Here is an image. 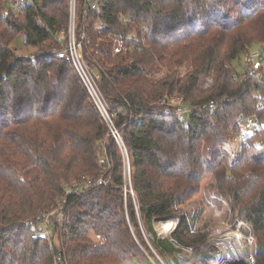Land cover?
I'll return each mask as SVG.
<instances>
[{"label": "trees", "instance_id": "16d2710c", "mask_svg": "<svg viewBox=\"0 0 264 264\" xmlns=\"http://www.w3.org/2000/svg\"><path fill=\"white\" fill-rule=\"evenodd\" d=\"M10 1L0 0V264H55L59 254L60 264H176L173 242L208 238L180 212L208 177L220 204L252 227L254 264H264V66L254 75L243 72L248 63L234 66L254 46L264 55V0H95L85 20L87 0H76V35H86L98 88L112 111L126 109L116 125L130 178L98 106L60 55L71 0L18 2L17 11ZM21 35L25 51L44 60L18 53ZM172 98L199 110L181 121L163 104ZM129 113L141 121L124 126ZM250 116L259 126L232 159L225 145ZM106 156L110 184L69 198L62 242L32 239L67 186L104 175ZM164 219H178L173 242L154 229Z\"/></svg>", "mask_w": 264, "mask_h": 264}, {"label": "built area", "instance_id": "2783aa9c", "mask_svg": "<svg viewBox=\"0 0 264 264\" xmlns=\"http://www.w3.org/2000/svg\"><path fill=\"white\" fill-rule=\"evenodd\" d=\"M18 2L29 4L31 0H11L9 2V9L13 11L18 10ZM96 10V1L87 0V7L83 15L84 20L87 18V14L90 11ZM86 39L85 33H83L80 38L76 35V0H71L70 5V25L68 30H63L61 34L57 35V41L62 45L61 56L75 68L76 72L80 76L81 80L87 87L90 95L95 101L102 118L109 129V137L112 138L120 146L123 152V157L125 159L124 172L130 178L131 168L129 165V156L126 147L123 143L122 136L119 128L117 127V119L126 111L125 107L118 108L112 111L101 94L97 79L98 75L92 72V69L85 58L83 43ZM45 55L42 53L31 54L28 59L31 63L36 64L40 60L45 59ZM264 66V55L261 52H251L249 56V62L246 69L243 72L249 74H256L259 68ZM261 77V75H260ZM163 104L171 105L175 107V115L181 121L186 118H191L198 108L193 106L185 105L178 98H172L167 101L164 100ZM262 102H260V105ZM169 113V110L167 111ZM141 116H135L129 113L128 121L124 124L127 126L130 123L140 122ZM259 126V119L256 116H250L247 118L240 117L237 123V132L234 134L233 142L237 146L238 151H243L248 147L249 141L248 136L252 135L254 130ZM259 143L264 145V131L262 132V138ZM108 156L102 158L100 163L106 165V173L100 178H83L82 183H72L67 186L66 193L63 201L53 208L50 212L39 216L36 223L33 225V233L31 235L34 240H44L49 242L51 245L55 244L56 239L62 242V232L57 230V227L63 228L64 224L68 220L69 212L65 209L70 197L86 195L92 190L107 187L110 184L112 178V164ZM108 175V176H106ZM62 202V203H61ZM175 220V224L172 226L171 230L167 232L163 228L164 236L162 238L170 239L171 233L174 231L178 221L177 219H164L155 220L158 224L163 225L166 221ZM228 229V228H227ZM58 232V233H57ZM239 235V239L233 244V251L238 249L241 253V260L244 262H233L230 258V251H226L223 247L224 241L228 239L236 238ZM152 239V237H149ZM174 246L181 251L174 254L176 259V264H254L256 252L254 250V238L246 237L240 232L239 229L230 228L224 233L211 235L203 244L194 247H182L177 243L173 242ZM233 254V253H230ZM62 261V256L59 254L55 258V264H60Z\"/></svg>", "mask_w": 264, "mask_h": 264}, {"label": "rangeland", "instance_id": "374dc122", "mask_svg": "<svg viewBox=\"0 0 264 264\" xmlns=\"http://www.w3.org/2000/svg\"><path fill=\"white\" fill-rule=\"evenodd\" d=\"M24 36L21 35L17 38L14 43V48L18 50L20 55H26L28 53L38 54L36 51L29 49L25 51L24 47ZM261 46H254L251 52H261ZM249 62V57L242 55L240 60L234 62V66L242 72L243 66ZM226 153L233 159L238 154L237 146L233 141H230L225 145ZM108 176V175H106ZM215 180L212 177H208L202 182L200 193L186 206L180 208V212L186 215L192 226V231L194 233H207L208 238L213 234L224 233L230 228L239 229L242 234L246 237L254 238V250L257 251L256 238L253 235L252 227L243 221L238 220L232 213L229 204L222 201L221 198L217 196L216 191L213 187ZM178 220V219H177ZM154 229L158 232L160 237L164 236L163 227L158 224L157 221L153 223ZM175 222L171 223L173 226ZM228 228V229H227ZM89 238L94 242H100V239L95 234H90ZM207 238V239H208Z\"/></svg>", "mask_w": 264, "mask_h": 264}, {"label": "bare ground", "instance_id": "6f19581e", "mask_svg": "<svg viewBox=\"0 0 264 264\" xmlns=\"http://www.w3.org/2000/svg\"><path fill=\"white\" fill-rule=\"evenodd\" d=\"M175 222V220H172V221H166L165 223H163V225H160L161 227H163L165 230H167V232L169 230H171L172 228V225L171 223ZM239 239V235H237V237L235 238H231V239H228V241H224L223 243V247L226 251H230V249H233V244L236 240ZM230 253H233V254H230ZM229 253V257L232 258V261L233 262H239L242 263L244 262L243 260H241V253L238 249H235L233 251H230Z\"/></svg>", "mask_w": 264, "mask_h": 264}, {"label": "water", "instance_id": "95a60500", "mask_svg": "<svg viewBox=\"0 0 264 264\" xmlns=\"http://www.w3.org/2000/svg\"><path fill=\"white\" fill-rule=\"evenodd\" d=\"M178 221V220H177Z\"/></svg>", "mask_w": 264, "mask_h": 264}]
</instances>
